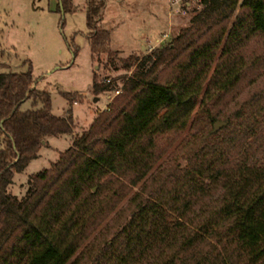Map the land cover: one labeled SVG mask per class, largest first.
<instances>
[{
  "label": "trees",
  "instance_id": "1",
  "mask_svg": "<svg viewBox=\"0 0 264 264\" xmlns=\"http://www.w3.org/2000/svg\"><path fill=\"white\" fill-rule=\"evenodd\" d=\"M104 6L88 4L93 58L112 54ZM189 13L169 45L123 61L136 69L121 91L93 79L94 95L120 94L22 198L16 174L76 123L52 114L32 70L0 74V264L264 262V0H201ZM26 101L43 107L22 111ZM196 113L202 135L166 161L158 139L194 127ZM207 197L211 209L186 221Z\"/></svg>",
  "mask_w": 264,
  "mask_h": 264
},
{
  "label": "rangeland",
  "instance_id": "2",
  "mask_svg": "<svg viewBox=\"0 0 264 264\" xmlns=\"http://www.w3.org/2000/svg\"><path fill=\"white\" fill-rule=\"evenodd\" d=\"M91 1L100 0H69L70 10L63 12L59 0H0V74L32 70L37 89L47 92L50 97L52 114L61 118L71 115L76 123L73 136L48 138L39 157L25 172L16 174L11 193L18 198L26 194L31 177L48 170L71 148L73 140L87 131L96 117L115 102V92L94 95L93 79L101 84L107 79L115 81L121 91L122 77L131 76L136 69L125 71L123 61L131 57L142 59L169 45L181 29L188 26L191 18L190 13L183 17L172 10L170 0H104L98 28L111 33L109 47L112 54L93 58L87 16ZM248 93L249 89L243 88L238 101L243 102ZM65 94L73 96L75 102L69 103ZM42 107V102L34 107L33 102L26 101L21 109L28 111ZM203 121V114L196 113L194 127L158 139L169 149L166 161L183 157L189 140L202 135ZM195 207V214L184 215L186 221L189 217L199 218L200 213L204 215L211 209L212 201L204 198Z\"/></svg>",
  "mask_w": 264,
  "mask_h": 264
},
{
  "label": "built area",
  "instance_id": "3",
  "mask_svg": "<svg viewBox=\"0 0 264 264\" xmlns=\"http://www.w3.org/2000/svg\"><path fill=\"white\" fill-rule=\"evenodd\" d=\"M201 0H170V7L171 9H175L176 13L181 14L183 17L189 15V10L191 9L192 5H197L200 3ZM110 80H107L109 82ZM120 92H115V95L118 96ZM109 107V106H108ZM106 107V110L108 109Z\"/></svg>",
  "mask_w": 264,
  "mask_h": 264
},
{
  "label": "water",
  "instance_id": "4",
  "mask_svg": "<svg viewBox=\"0 0 264 264\" xmlns=\"http://www.w3.org/2000/svg\"><path fill=\"white\" fill-rule=\"evenodd\" d=\"M227 125H228V121L217 122L213 127L214 133L217 134L222 130L223 127H226Z\"/></svg>",
  "mask_w": 264,
  "mask_h": 264
},
{
  "label": "crops",
  "instance_id": "5",
  "mask_svg": "<svg viewBox=\"0 0 264 264\" xmlns=\"http://www.w3.org/2000/svg\"><path fill=\"white\" fill-rule=\"evenodd\" d=\"M171 30H172V29H171ZM166 36H167V35H166V34H164V36H163V37L165 38ZM166 38H167V37H166Z\"/></svg>",
  "mask_w": 264,
  "mask_h": 264
}]
</instances>
